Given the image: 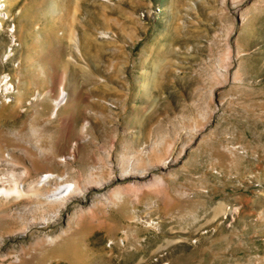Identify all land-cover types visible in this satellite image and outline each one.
<instances>
[{"label": "rangeland", "instance_id": "rangeland-1", "mask_svg": "<svg viewBox=\"0 0 264 264\" xmlns=\"http://www.w3.org/2000/svg\"><path fill=\"white\" fill-rule=\"evenodd\" d=\"M15 184L0 264H264V0H0Z\"/></svg>", "mask_w": 264, "mask_h": 264}, {"label": "bare ground", "instance_id": "bare-ground-1", "mask_svg": "<svg viewBox=\"0 0 264 264\" xmlns=\"http://www.w3.org/2000/svg\"><path fill=\"white\" fill-rule=\"evenodd\" d=\"M69 36V35H68ZM75 38V37H74ZM75 40V39H74ZM6 84V83H5ZM66 95V94H65ZM64 94L63 93H60L59 97L56 99V105L55 107L57 108V106L60 104V100L63 98L64 99ZM63 103V102H62ZM58 109V108H57ZM54 176L53 173L51 172H44L40 175L39 179H38V182L40 183V185L38 186H41L44 182L48 181L49 179H51L52 177ZM56 176H60V175H56ZM61 177V176H60ZM72 183V182H71ZM71 185V184H70ZM74 188L75 185H72ZM69 187V186H68ZM41 189V188H40ZM67 190L66 189V185L64 184H59L55 187H53L51 190H47V194H46V198H50V200L48 201L50 203V201H54V200H59L61 198H63V194L64 191ZM73 190V189H72ZM36 191H39L38 189ZM2 192H14L16 194H20L23 192V189L22 187L18 186V185H13V186H10L8 188H4V187H0V193ZM40 192H43V190H41ZM67 192V191H66ZM69 193V192H68ZM43 195V194H42ZM45 199V198H44ZM46 202V201H45ZM60 202V201H59ZM58 202V203H59ZM54 203V202H53ZM47 204V203H46ZM55 204V203H54ZM57 205V204H56ZM58 207V206H57ZM56 207V209H57ZM58 210V209H57Z\"/></svg>", "mask_w": 264, "mask_h": 264}]
</instances>
